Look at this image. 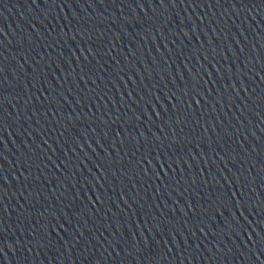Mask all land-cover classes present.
<instances>
[{"label": "water", "instance_id": "95a60500", "mask_svg": "<svg viewBox=\"0 0 264 264\" xmlns=\"http://www.w3.org/2000/svg\"><path fill=\"white\" fill-rule=\"evenodd\" d=\"M0 264H109L84 128L45 0H0Z\"/></svg>", "mask_w": 264, "mask_h": 264}]
</instances>
